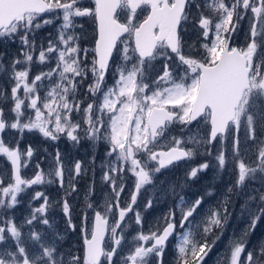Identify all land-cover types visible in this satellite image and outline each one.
<instances>
[{"label": "snow or ice", "instance_id": "obj_1", "mask_svg": "<svg viewBox=\"0 0 264 264\" xmlns=\"http://www.w3.org/2000/svg\"><path fill=\"white\" fill-rule=\"evenodd\" d=\"M245 20V43L233 46ZM90 22L91 48L84 46ZM185 25L198 33L197 43H187ZM45 28L53 31L41 40ZM4 41L17 45V54L0 51L8 85L0 87V156L10 162L0 170V264H164L173 236L177 264H204L232 215L233 197L243 200L240 210L248 222L230 239L225 264H264V241L248 246V237L264 224V0H0ZM156 61L160 69L153 75ZM34 66L46 70L33 73ZM110 69L112 86L106 84ZM202 122L203 133L197 127ZM175 124L187 133L171 136ZM12 130L51 141L63 136L75 146L105 145L98 167L111 194L103 206L86 202L92 216L82 215L83 256L63 248L64 235L76 231L67 198L59 202L66 216L63 234L50 223L44 191H33L30 200L42 202L20 223L11 210L33 186L58 183L71 196L76 178L97 167L95 152L87 164H66L57 148L46 170L37 163L25 178L22 169L37 150L10 143ZM182 161L189 167L179 183L159 179ZM212 167L235 179L205 210L206 198L216 196L214 185L204 195L183 193ZM126 171L134 190L121 206ZM149 189L157 200L170 195L176 203L145 230L136 206L141 191ZM93 191L94 183L89 195ZM153 203L146 200L144 210ZM129 219L136 226L130 239Z\"/></svg>", "mask_w": 264, "mask_h": 264}, {"label": "rangeland", "instance_id": "obj_2", "mask_svg": "<svg viewBox=\"0 0 264 264\" xmlns=\"http://www.w3.org/2000/svg\"><path fill=\"white\" fill-rule=\"evenodd\" d=\"M243 26V37L246 38V34L248 31V23L247 20L242 22ZM89 36V42L92 37V33L89 32V28L87 27ZM53 31L52 28H45L41 29L39 33V38L41 40H44L48 37V33ZM88 44H85V47H88ZM0 51L6 52L9 56L17 54V45H13L8 41H4L3 43H0ZM54 61L52 63V66H54ZM41 67H44L46 70V66H34L32 69L33 73H36L41 70ZM0 83H6V76L3 73H0ZM5 109V114L11 118V114L8 112L9 105L6 103V105H3ZM119 107V106H118ZM172 126L169 129V133L171 136V130ZM243 134L241 133V136ZM6 139L11 143H18L19 148L21 150H24L27 148V146L31 145L33 146L32 139L35 140V143L38 145H42L44 142H46V146L51 147V153H55L56 149H59L60 143L63 141L62 137L59 141H51V140H45L42 135L37 134L35 132H24V133H17L16 130H12L11 132L7 133ZM14 140V142H13ZM35 145V147H37ZM219 145H217L218 147ZM53 151V152H52ZM72 151V149H71ZM215 154V151H214ZM49 155V154H48ZM206 159H209L211 161V157H205ZM68 164L71 161H74L75 158L70 152L68 154ZM30 162V161H29ZM39 163V162H38ZM40 165V163H39ZM10 167V162H6V158L0 156V170L7 169ZM28 167V166H27ZM26 167V168H27ZM44 167V166H42ZM24 168V169H26ZM23 170V169H22ZM26 172V170L24 171ZM23 172V173H24ZM208 175L207 179L201 180L198 182V184L195 183V186L189 187L188 191L189 194L187 197L195 195H204L205 190L209 187V185H214L216 189V196L214 197H207L206 203L203 205L204 209L207 210V208L215 205L216 200L219 199V192L223 190L225 186L230 184L234 179V175L230 173H222L217 174L214 167L210 168L209 171L206 173ZM215 177V178H214ZM75 182V181H74ZM66 183H68V178L66 180ZM76 183V182H75ZM41 187H37L36 190H40ZM134 190L133 188V180L132 182L126 183L125 191L121 194V206H123L126 202L129 201L130 194ZM97 191L99 192V198L96 202L93 203L94 206L100 205L103 206L105 199L111 194L110 189L103 183L101 180L100 184L98 185ZM156 194L152 193V190L149 194L145 193L144 190L141 191L138 200H137V210L141 211V215L144 218L145 221V230L155 223L159 218L164 215L167 211L158 212L155 210V204L158 203V200L156 199ZM49 198V197H48ZM22 200V203L17 205L15 209L11 210V214L15 217L16 221L20 223L23 221V219L28 215L30 208L39 206L42 201L36 200L31 201L30 197L28 196H22L20 197ZM64 199V198H63ZM148 199H153V207L147 210H144V204L145 201ZM50 208L48 210V217L50 220V223L54 225V228L59 231L61 234L65 232V229L67 228L66 224V216L62 211L61 204H57V202L54 199H50ZM69 204L71 206L72 212V223L76 225V231L75 232H67L66 235H64L63 238V248L65 250L71 249L75 254L83 256V252H80L78 250L72 249L73 246L78 242V238H83V235L81 233V222H82V215L87 214L89 217V220L91 219L92 213L91 211L86 207V204L79 203L75 199L68 198ZM59 203V202H58ZM243 203V200L240 198L233 197V208H230V211L232 212L231 217L229 218L227 224L224 227L223 234L220 236V239L216 241L215 245L212 247V251L208 254V256L204 260V264H225V251L229 246V241L234 236L239 237L243 231L246 229L248 218L246 215L241 214L240 205ZM132 214H129V217H131ZM128 223L130 227L125 228V233L127 238H131L136 233V226L132 222L131 219L128 220ZM38 230L41 228L46 229L47 226L38 225ZM179 230V229H178ZM217 234H219V230H215ZM208 239L211 241L213 239V236H209ZM264 241V224L258 225L257 230L251 233V235L248 237V246L249 249L253 246L257 245L259 242ZM176 237L173 236L169 240L168 248L165 253L164 257V264H177V249L175 248L176 244ZM105 243H109L107 237ZM121 264H123V261L121 260Z\"/></svg>", "mask_w": 264, "mask_h": 264}, {"label": "flooded vegetation", "instance_id": "obj_3", "mask_svg": "<svg viewBox=\"0 0 264 264\" xmlns=\"http://www.w3.org/2000/svg\"><path fill=\"white\" fill-rule=\"evenodd\" d=\"M146 11L144 12H138V19H143L144 15H146ZM86 27L89 28V32L90 33H94L95 30V25L91 24L90 22V26L86 25ZM187 31L184 33L185 35V40L187 41V43L189 44H194L197 43V35L198 33L196 31H193V29L189 26V25H185L184 26ZM92 39V37H91ZM123 39V38H122ZM245 39L243 37V26L242 23L240 25L239 30L234 34L233 37V46L236 47H242L245 43ZM91 41V40H90ZM94 45L89 42L88 47L91 48ZM202 51V50H201ZM160 61H156V68L153 72V75L156 74V72L159 71L160 69ZM176 63L175 59H173V61L171 62V64L174 66ZM89 79H91V77H89ZM114 82V74L113 72L109 71L108 76L106 77V84L108 86H112ZM86 85L87 82L85 83V85H82L80 90H79V94L81 96H84L86 93ZM0 87H5L7 88L8 85L7 83H0ZM10 91V89H9ZM43 95V92L41 93ZM3 105H6V103H4ZM119 106V105H118ZM78 118V117H77ZM198 129L201 131V133H203L204 131H206L207 129V125H205L203 122L197 126ZM172 130L170 131L171 134L175 137H181L182 135H185L187 133V129H184V132L182 133L181 131V127L178 124H175L172 126ZM62 142L59 145V150L62 154V157L65 160V163L68 164V154L70 152H72L75 160H79L82 161L83 163L87 164V162L90 160L93 152H95L96 157H97V167L95 168L94 171H87L86 174L82 175L81 177H77L75 182H76V188L77 191L75 193H72L71 196H67L65 194V190L62 189L61 187H59L58 183H53V184H47V185H40V186H33V188L27 189L25 194H22V196H28L31 197L32 193L34 190H36L37 187H41V191H44L46 193V195L50 198V199H54L57 204L60 205V202L63 198H71V199H75L77 200L79 203H84L86 204L87 201H91L92 203L96 202L99 198V192L97 191L98 189V185L101 182V171L100 168L98 167L99 163L104 160V152L106 150L105 145H99L97 148H92L90 142L88 141H81V144L78 146H75L70 140H68L66 137L62 136ZM33 142V148L36 149L37 151L34 152V155L32 158H30V162L28 163V167L26 169L22 170V174L25 176V178H31L33 176V173L35 171H37V169H35V165L39 162L40 163V169H47L48 164L51 161L52 158V154L51 153V147L50 146H46V142H44L42 145L40 144H36L35 140L32 139L31 140ZM14 142V140H13ZM12 143V141H11ZM35 145H37V147H35ZM72 149V151H71ZM53 152V151H52ZM49 154V155H48ZM44 166V167H42ZM189 167L188 163L185 162H180L179 164H177L175 167L165 170L163 171L161 174H159V179L160 180H170V181H174L176 183H179L180 180L184 177V173L186 171V169ZM26 170V172H24ZM24 172V173H23ZM208 175L204 174V177L202 180L207 179ZM68 178L67 175V171L65 172V184L66 180ZM125 179L128 182H132V178H131V174L127 173L125 174ZM94 183V191L91 193V195H89V187L92 186ZM198 184V183H196ZM191 186H195V183L190 185ZM189 187L185 188L184 190V195L187 197L189 194ZM152 190L153 194H156V191L154 189H149L147 191L144 190L145 193L149 194ZM176 203V200L172 197V196H168L167 198L164 199H159L158 203L155 204V210L158 212H163V211H168V209L172 206H174V204ZM83 239L84 238H78V242L73 246L72 249L78 250L80 252H83L84 249V244H83ZM106 241V239H105Z\"/></svg>", "mask_w": 264, "mask_h": 264}]
</instances>
